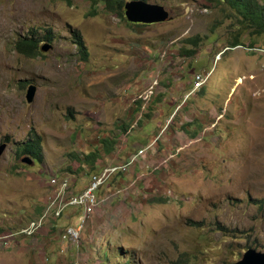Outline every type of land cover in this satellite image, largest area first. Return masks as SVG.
I'll list each match as a JSON object with an SVG mask.
<instances>
[{
    "label": "rangeland",
    "instance_id": "rangeland-1",
    "mask_svg": "<svg viewBox=\"0 0 264 264\" xmlns=\"http://www.w3.org/2000/svg\"><path fill=\"white\" fill-rule=\"evenodd\" d=\"M146 1L173 18L140 26L102 0H0V264H231L264 252V33L227 0ZM33 32L54 36L36 57L17 49ZM38 137L41 162L21 149ZM122 165L79 242L67 234L77 208L29 227L53 177L79 192Z\"/></svg>",
    "mask_w": 264,
    "mask_h": 264
},
{
    "label": "built area",
    "instance_id": "built-area-1",
    "mask_svg": "<svg viewBox=\"0 0 264 264\" xmlns=\"http://www.w3.org/2000/svg\"><path fill=\"white\" fill-rule=\"evenodd\" d=\"M205 78L203 74L197 75L194 80L195 88H201ZM120 168L126 169V165L107 167L103 171L92 175L88 185L79 192L75 191L69 177H63L61 179L59 177H53L50 181V186L52 187L51 196L44 209V213L40 218L34 220L29 227L33 230L37 229L46 224L47 220L62 217L68 208H77L80 209L79 214H77L78 220L75 224L68 227L67 234L72 241L79 242L87 221L94 211V208L98 205L99 199L96 197L97 191Z\"/></svg>",
    "mask_w": 264,
    "mask_h": 264
},
{
    "label": "trees",
    "instance_id": "trees-1",
    "mask_svg": "<svg viewBox=\"0 0 264 264\" xmlns=\"http://www.w3.org/2000/svg\"><path fill=\"white\" fill-rule=\"evenodd\" d=\"M70 1V0H69ZM105 3V7L107 10L111 12H115L120 17L126 18L125 16V3L129 0H102ZM227 2L232 5L235 9H237L243 16L252 21L258 33H264V0H227ZM134 25H142L147 26L150 24H143V23H132ZM54 36L50 33L47 34L44 38L36 37L35 32L32 33L30 37H26L24 39H19L17 42V49L30 57H36L42 53V44L41 41H53ZM200 37L188 39L189 42L198 45ZM79 51L82 53L83 58L88 60L89 58V51L86 45L84 38L81 34L77 35V40L75 41ZM241 41L236 38L232 41V46L241 45ZM183 54L193 56L196 53V48H183ZM123 129L125 131L128 130V126L126 123H123ZM104 145L107 149H110L113 146V141L111 139H105ZM24 153H29L33 155L38 162L43 161V147L41 138H34L28 140L24 143L23 147L21 148ZM96 154L92 153L88 155L87 160L92 164L96 161ZM28 166V165H27ZM74 187V185H73ZM75 189V187H74ZM76 191V189H75Z\"/></svg>",
    "mask_w": 264,
    "mask_h": 264
},
{
    "label": "water",
    "instance_id": "water-1",
    "mask_svg": "<svg viewBox=\"0 0 264 264\" xmlns=\"http://www.w3.org/2000/svg\"><path fill=\"white\" fill-rule=\"evenodd\" d=\"M125 16L132 23L153 24L171 20V11L163 4L152 3L146 0H129L125 3ZM48 45L42 46L44 51L49 50ZM37 93V86L31 85L28 90L27 99L34 101ZM4 146L0 148V155L3 153ZM23 162L32 164L34 159L30 156L22 159ZM231 264H264V252L255 248H249L243 258Z\"/></svg>",
    "mask_w": 264,
    "mask_h": 264
},
{
    "label": "clouds",
    "instance_id": "clouds-1",
    "mask_svg": "<svg viewBox=\"0 0 264 264\" xmlns=\"http://www.w3.org/2000/svg\"><path fill=\"white\" fill-rule=\"evenodd\" d=\"M146 150L147 149H145V148H141L139 151H138V154L137 155H139V156H142L143 154H145V152H146ZM107 168V167H106ZM94 175V174H93ZM92 177V176H91ZM91 179V178H90ZM110 180V179H109ZM90 182V181H89ZM106 185V184H105ZM104 186V185H103ZM102 186V187H103ZM101 187V188H102ZM79 210V212H80V209H78ZM77 216V215H76Z\"/></svg>",
    "mask_w": 264,
    "mask_h": 264
},
{
    "label": "crops",
    "instance_id": "crops-1",
    "mask_svg": "<svg viewBox=\"0 0 264 264\" xmlns=\"http://www.w3.org/2000/svg\"><path fill=\"white\" fill-rule=\"evenodd\" d=\"M147 130L149 131V130H151V129H147ZM148 131H147V132H148ZM150 135H151V134L146 133V134L144 135L145 138L143 139L144 136H142V139L146 141V140H147L146 137H148V136H150ZM151 141H152V140H151ZM137 143H139V142H137ZM146 147H147V146H146ZM146 147H142V148H146ZM138 151H139V149H138ZM145 154H146V153H145ZM145 154H144V155H145ZM109 199H110V195L107 197V199H106L105 201H108Z\"/></svg>",
    "mask_w": 264,
    "mask_h": 264
}]
</instances>
